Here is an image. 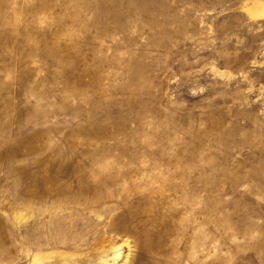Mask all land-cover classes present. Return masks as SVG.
<instances>
[{
  "label": "rangeland",
  "instance_id": "rangeland-1",
  "mask_svg": "<svg viewBox=\"0 0 264 264\" xmlns=\"http://www.w3.org/2000/svg\"><path fill=\"white\" fill-rule=\"evenodd\" d=\"M0 264H264V0H0Z\"/></svg>",
  "mask_w": 264,
  "mask_h": 264
},
{
  "label": "crops",
  "instance_id": "crops-1",
  "mask_svg": "<svg viewBox=\"0 0 264 264\" xmlns=\"http://www.w3.org/2000/svg\"><path fill=\"white\" fill-rule=\"evenodd\" d=\"M254 12V11H253Z\"/></svg>",
  "mask_w": 264,
  "mask_h": 264
}]
</instances>
